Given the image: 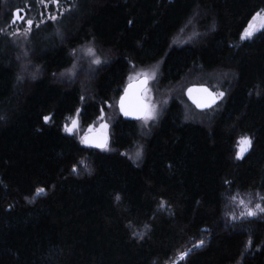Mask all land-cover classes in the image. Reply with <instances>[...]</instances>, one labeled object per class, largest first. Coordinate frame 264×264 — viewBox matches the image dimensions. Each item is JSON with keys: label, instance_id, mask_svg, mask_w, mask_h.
Instances as JSON below:
<instances>
[{"label": "trees", "instance_id": "1", "mask_svg": "<svg viewBox=\"0 0 264 264\" xmlns=\"http://www.w3.org/2000/svg\"><path fill=\"white\" fill-rule=\"evenodd\" d=\"M62 1L20 46L0 33V264H170L182 251L178 264H264V217L228 215L233 194L264 196V29L240 39L264 0ZM83 46L102 63L61 77ZM155 63L159 93L203 83L225 96L189 119L175 92L144 131L117 112L108 150L62 130L77 109L90 125ZM136 143L135 164L122 151Z\"/></svg>", "mask_w": 264, "mask_h": 264}, {"label": "rangeland", "instance_id": "2", "mask_svg": "<svg viewBox=\"0 0 264 264\" xmlns=\"http://www.w3.org/2000/svg\"><path fill=\"white\" fill-rule=\"evenodd\" d=\"M3 1H4L5 8H7V10H8V16H7V19H6L5 22L3 20H0V33L7 34L9 37L13 38L14 41L18 42V44L17 43L16 44L19 45V46H20L19 42H24V41H20V38L22 40L27 39V37L30 34L31 30L35 26H37L40 23H43L45 21L53 20V19H51V16H56L57 17L58 15L62 14L65 10L70 8V4H67L65 1H62V0L59 1V5L58 6H57L56 3L53 2L52 3V8H50L49 1H47V0H33L34 2L31 1V0H21V1L20 0H3ZM19 7H20V9H23L25 11V15H24V17H23V19H22V21L20 23L16 22V23L11 24V19L13 17V12ZM257 13H260V16H258L257 19L255 21H253V23L259 29L257 31V32H259L261 30L260 29V24L262 22L261 17H264V13L262 11H259ZM20 16H21V13H20ZM29 19L33 20L34 24L31 27V30L29 32H27V34L25 35L24 34L25 30L28 28V25L26 24V21L29 20ZM251 20H252V18H251ZM2 23H4V24H2ZM17 29H20L19 33H17ZM13 33H16V34L12 35ZM194 36H195V33H193V32L192 33H188V34H182L181 33L175 38V42L178 43V44H183V43L191 40ZM240 39L241 40H245V39H242L241 36H240ZM88 47L89 46L79 47V48H77L74 51L75 61L73 62V64L68 69H66V70L61 72V75H60L61 77L68 78V79L74 78L75 74H76V69H77V66H78V62H77L78 60L85 59V60H90L92 62L93 59H95V57H96L95 55L87 53L86 50H87ZM141 69H146V70H150V71L154 69L156 71V73H158L159 63H155L152 66L147 67V68L134 69L128 75L127 81L135 80V78L130 80L129 79L130 75H133L135 72L140 71ZM156 77H157V74L155 76V79H152V80L149 81V84H148V87H147L149 89V91L147 92V96L149 98L148 102H151L152 104H155L157 106V112L159 114V112L164 107V105L167 103V101L169 99H171L172 96L177 95V94H175V92H180L181 93L180 97H181V100L183 101V104H184V107H185L186 116H189L188 118L190 119V116H191V113H192L191 110L195 109V108L185 98L184 90H185L186 86L184 84H178V85H176L174 87H170V88L166 89L165 91L163 90V93H161V92L159 93V90H157V88L155 87ZM215 91L219 92V90H215ZM184 98L186 99V101H184ZM106 106L108 108V111L103 110V117L104 118L102 120L98 119L101 116V112H100L98 117L90 125H93L95 128H99V125L101 123H106L108 125V127L106 129V132L109 135L110 121L116 115V113L119 112L118 108H117V100H116V102H113V103H106ZM79 112H80V109H77V111L75 112L74 115H72V116H70V117H68L66 119V121L62 125V130L65 133H67V134L76 136L77 139L79 140V142L81 143V139L80 138L82 136H84L88 132V126L89 125L87 127H85V128L80 126V123H79ZM73 119L77 120L78 126H77V128L75 129V131L73 133H68V132H66L64 130L65 124L71 125V121ZM49 120L48 121L44 120V121L45 122H49ZM149 123H148V125H149ZM138 125L142 129V131L146 130V128L148 126V125L147 126L144 125L142 120L138 121ZM138 148H142V145L140 143L134 144L133 147L122 151V153L128 159H130L133 163L136 164V163H139V161L141 160V156H142L141 155L138 158H134L135 157V153H136ZM103 150H108V148L107 149H103ZM237 150L238 149L236 147V151ZM235 157H236V155H235ZM241 197L244 198L246 201L250 200L252 202L253 206L255 205V203L264 204V201H261L259 199V197L257 196V194L256 195L246 194V195L241 196ZM232 202H233V209H232V211L230 213H235L236 216L238 217V219L264 217V213H258L254 217H248V216L240 217L239 213L243 210V207L238 204V201H232ZM238 219H236V220H238ZM179 259H181V258L178 257L175 261H173L170 264H174V262H177Z\"/></svg>", "mask_w": 264, "mask_h": 264}, {"label": "snow or ice", "instance_id": "3", "mask_svg": "<svg viewBox=\"0 0 264 264\" xmlns=\"http://www.w3.org/2000/svg\"><path fill=\"white\" fill-rule=\"evenodd\" d=\"M54 3L59 5V0H53ZM21 9H17L14 17H13V23H15L16 20L20 19L22 20L23 17L20 16ZM260 16V13H256L253 15L252 20L249 21L248 25L245 27L244 31L241 34L242 39H250L254 36V34L259 30L256 25L253 23L257 19V17ZM51 19L55 20L56 16H51ZM261 24H260V29H264V17H261ZM131 23V21H130ZM26 24L28 25V28L25 30V35L27 32L31 30V27L34 24V21L29 19L26 21ZM20 32V29H17V33ZM16 33H13L12 35H15ZM75 51V50H73ZM87 53L95 55V49L91 46L87 48ZM92 63L94 64H100L102 63V60L99 56H96L95 59H93ZM156 71L153 70H146V69H141L140 71L135 72L133 75H130L129 79L135 78L137 80V85L136 87L140 92H142L143 99H141L139 96L136 98V103L133 104L130 102L129 96L130 92L129 90L133 87L131 84L129 85L128 88H125L124 94L120 96L119 98V110L121 113H123L124 116L129 117V116H134L137 119H140L143 121L144 125H148L150 121H154L157 116V106L155 104H152L151 102H148L149 98L147 96V92L149 89L147 88L148 82L152 79H155L156 76ZM200 91L205 93L208 98V102L204 103L201 102L200 100H197V107L199 108H205V107H211L212 105H215L217 100L225 96V92L219 91V92H212L208 88H201ZM189 95L191 96L192 94V89L188 90ZM83 99V97L81 98ZM79 111V110H78ZM103 108L101 109V116L98 119H103ZM45 121H48L50 119L49 116H45L43 118ZM78 126V122L76 119H73L71 121V125L65 124L64 130L68 133H73L75 129ZM108 125L106 123H101L99 125V128H95L93 125L88 126V132L82 136L81 143L85 145H95V147L100 148V149H107L108 148V136H107V129ZM252 143V138L250 136H241L238 137L237 141V151L235 153L237 159L243 158L244 154L249 150L251 147ZM142 155V148H138L135 157L138 158ZM73 171H77V166H73ZM227 183V181H226ZM45 191V188L40 187L36 189L37 193H43ZM259 199L261 201H264V196H260L259 193L257 194ZM116 199L119 200L120 196L117 194ZM230 199L232 201H238V204L243 207V210L239 213L240 217H254L258 213H264V204L262 203H255V205H252V202L246 201L244 198L239 196V194H233ZM166 202L162 201L160 204V207H164ZM230 218L232 220L238 219L235 213H228ZM136 233H133L135 235ZM204 240H199L196 242V247L203 246ZM189 254V251H182L179 253V257L183 259ZM174 264H178V262H174Z\"/></svg>", "mask_w": 264, "mask_h": 264}, {"label": "water", "instance_id": "4", "mask_svg": "<svg viewBox=\"0 0 264 264\" xmlns=\"http://www.w3.org/2000/svg\"><path fill=\"white\" fill-rule=\"evenodd\" d=\"M21 10H22L21 12L23 13V15H21V16L24 17V10H23V9H21ZM15 12H16V10L13 12V17H14ZM13 17H12V19H11V24H13V22H12V21H13ZM21 21H22V20L18 19V20L15 21V23H16V22H17V23H20ZM130 84H131L133 87L129 90V92H130L129 99H130V102H131V103L135 104V103H136V98H137V96H139L141 99H143V93L140 92V91L138 90V88L136 87V85H137V80H136V79H135V80H131V81H127V82L125 83V85H124V87H123V90H122V93L120 94V96L124 94V90H125V88H128ZM148 84H149V82H148ZM147 87H148V85H147ZM202 87H203V88H208V89H209L210 91H212V92H216L214 89H212L211 87H209L208 85L203 84V83H192V84H189V85L186 86V88H185V90H184L185 98L187 99V101H188V102H189V103H190V104H191V105H192L197 111H207V110H209V109L215 107V106L217 105V103L219 102V100L221 99V98H220L219 100H217L216 104H215V105H212L211 107H205V108H203V109L197 107V103H196L197 100H200L201 102H204V103H207V102H208L207 95H206L205 93H203L202 91H200V89H201ZM189 89H192V94H191V96L189 95V92H188ZM120 96H119L118 99H117V108H118V111H119L120 115H121L124 119H126V120L139 121L140 119H137V118L134 117V116L126 117V116L123 115V113L120 112V110H119V103H118ZM107 136H108V141H109V135H108V133H107ZM81 144H82V143H81ZM82 145L85 146V147H92V148H95V149L103 150V149H100V148L95 147V145H85V144H82Z\"/></svg>", "mask_w": 264, "mask_h": 264}, {"label": "flooded vegetation", "instance_id": "5", "mask_svg": "<svg viewBox=\"0 0 264 264\" xmlns=\"http://www.w3.org/2000/svg\"><path fill=\"white\" fill-rule=\"evenodd\" d=\"M17 9H20V7H19V8H17ZM17 9H16V10H17ZM20 13H21V15H23V13H22V12H20ZM24 15H25V11H24Z\"/></svg>", "mask_w": 264, "mask_h": 264}]
</instances>
